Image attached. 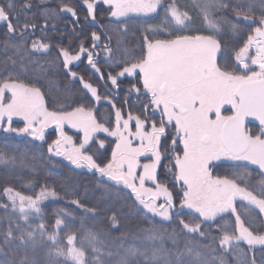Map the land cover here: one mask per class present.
<instances>
[{"label":"snow or ice","instance_id":"snow-or-ice-1","mask_svg":"<svg viewBox=\"0 0 264 264\" xmlns=\"http://www.w3.org/2000/svg\"><path fill=\"white\" fill-rule=\"evenodd\" d=\"M32 7V0H19V10L16 0H0V223L7 222L0 264H264V142L197 166L161 126L172 152L158 145L153 154L149 105L143 117L129 105L130 96L138 103L154 94V67L182 51L228 50L233 60L256 57L253 66H262L264 0H56L30 23ZM63 14L73 32L86 29L75 41L49 35ZM53 77L64 81L55 94ZM96 145L103 151L94 153ZM79 176L100 192L94 203H85L88 184L83 195L79 180L66 187L67 177ZM48 201L63 202L51 220ZM125 217L148 227L122 230ZM102 222L108 228L98 230Z\"/></svg>","mask_w":264,"mask_h":264},{"label":"rangeland","instance_id":"rangeland-1","mask_svg":"<svg viewBox=\"0 0 264 264\" xmlns=\"http://www.w3.org/2000/svg\"><path fill=\"white\" fill-rule=\"evenodd\" d=\"M219 56L213 51H182L163 58L152 74L154 112L163 114L168 125H176L188 160L197 166L212 155L227 151L222 142V128L228 121L224 111L229 107L235 112L239 110V100L234 97L233 91L236 90V94L242 84L264 81V55L259 57L260 67L253 66L252 60L256 57L244 59L239 55L245 76L223 73L217 64ZM132 131L136 136L143 137L138 126ZM145 131L150 132L148 150L155 154L158 145L162 147V133L157 127ZM262 138L264 127L261 137H254L251 133L247 136L249 144H260L264 142ZM129 139L134 137L129 136ZM142 143V139L136 140L133 147ZM140 159L151 160L152 156ZM52 203L63 205V202L48 201L45 209ZM3 259L0 257V260Z\"/></svg>","mask_w":264,"mask_h":264},{"label":"trees","instance_id":"trees-1","mask_svg":"<svg viewBox=\"0 0 264 264\" xmlns=\"http://www.w3.org/2000/svg\"><path fill=\"white\" fill-rule=\"evenodd\" d=\"M62 2L68 3V4H75V0H62ZM16 3H17V10H19V0H16ZM32 4H33V7L31 10V13L29 14V17H28L30 23L34 22V21L39 22L41 19H43L44 17L42 16V9L52 7L53 5L56 4V0H53V5H39L37 3V0H32ZM77 11L79 12L82 10L77 6ZM48 15H51V13H49ZM23 19H24V15H23V13H21V20H23ZM73 23H75V22L71 20L70 16H68L67 14H63L61 16L60 20L57 22V26L54 30L51 27H49V29H48L49 35H51V38L57 42L66 43L67 39L69 37L73 38V40L75 41L76 39L79 38L77 33H79L80 35H83L84 32L86 31V29H78L76 32H73L72 28H71V25ZM165 27H167V25H165ZM53 31H54L55 35H52ZM3 39H4L3 37H0V49L6 47L5 43L3 42ZM219 55L220 56L218 58L217 64L223 73L231 74L234 76H238V75L239 76H245L246 75L245 70L243 69L242 65H240V62L238 59L239 55H237L235 60L232 59V54L228 50L221 51ZM101 67L103 68V65H101ZM78 71L83 72L86 75V78L90 72V70L88 69L86 64L81 65L78 68ZM92 78H93V82L96 83L97 81H96V78L94 75ZM52 81H53L52 88H53V92L55 94L56 88L57 87L62 88L64 85V81H63L62 77H60V78L53 77ZM106 94L111 95V93H106ZM135 99L138 101V103H133V99L131 96L129 98V105L133 109L134 112H140L141 116L143 117L144 116V113L142 111L143 106L145 104H148L149 107H148L146 118L149 121L154 120L156 122V127L158 129H160V127L163 126L167 130L168 135L179 138V133H177L176 125L175 126L168 125V123H166V119H165V116L163 114L154 112L153 109L155 107V104L149 102L150 99L152 101L154 100L153 95L151 97H149L147 95H142L139 97H135ZM101 111L102 112L106 111V108L102 107ZM234 114L235 113L233 112L232 109L226 110L224 112V115L228 118L232 117ZM104 118L107 119L108 117L105 116ZM150 129H152V128H150ZM246 130L249 133H251L254 137H261V135H262V128L259 125L254 124V123H251L250 125H248ZM102 138H104V137H102ZM105 139H107V138H105ZM109 139H111V138H109ZM0 142H3V137H0ZM16 143H18L21 146V148H23L27 145L26 140H20L19 138H17ZM178 143H181L180 138L178 140ZM161 144H162V148L165 151H167L169 155H171L172 149H170L168 147V140L162 139ZM36 150L37 149L35 148V146H33L31 148L32 152H35ZM91 150L94 153H98L100 151H103L102 149H99L98 145L93 146V148ZM45 167L50 168L53 171H56V169L53 168V166L51 164L45 163ZM21 175L23 176L24 179L28 178V173L26 171L21 173ZM66 175H67L66 172H61V178L66 177ZM61 178H57V180L55 181L58 191H62L59 187V183L61 182ZM77 180L80 181V185H81L79 192H78V195H83V185L88 184V187H89L88 199L85 201V203H94L95 198L100 195V192L97 191L93 187V181L90 178L85 177V176L67 177L66 187H69V188L73 187ZM25 191L27 192L28 190L26 189ZM61 204L60 205H59V203L58 204H56V203L49 204V206L46 208V212L48 214L49 220H51V218H52L51 213H52L53 208L57 207V206H61ZM125 212H127V209H125ZM32 222L35 223L36 221H32ZM5 223H7V222L5 221L3 223H0V229L3 228ZM89 223H91V221H89ZM22 227H23V225H22ZM96 227L98 230L101 227H103L104 229H107L108 225H107V222H102V223H98L96 225ZM146 227H148V223L146 221H143V220L137 218V217H125L122 219V222H121V229L127 230L130 233H138L139 229L146 228ZM105 239H107L109 242H111V237H105ZM127 243H133V241L131 240V236L129 237V240L126 241V244ZM157 243H159V241H157ZM165 244L168 245L169 247H171V245L168 244L167 241H165ZM98 247H103V245L98 244ZM16 250H17V254H19L20 248L17 247ZM229 259H231V257H229Z\"/></svg>","mask_w":264,"mask_h":264},{"label":"water","instance_id":"water-1","mask_svg":"<svg viewBox=\"0 0 264 264\" xmlns=\"http://www.w3.org/2000/svg\"><path fill=\"white\" fill-rule=\"evenodd\" d=\"M238 112L222 128V142L227 150L249 144L246 127L251 123L264 127V81L242 84L236 93Z\"/></svg>","mask_w":264,"mask_h":264},{"label":"crops","instance_id":"crops-1","mask_svg":"<svg viewBox=\"0 0 264 264\" xmlns=\"http://www.w3.org/2000/svg\"><path fill=\"white\" fill-rule=\"evenodd\" d=\"M236 91V90H235ZM235 91H233L234 92V97L236 96V94H235ZM235 105H236V102H235ZM230 108V107H229ZM230 109H233V108H230ZM228 110V109H227ZM233 110H235V109H233ZM71 131V130H70Z\"/></svg>","mask_w":264,"mask_h":264}]
</instances>
